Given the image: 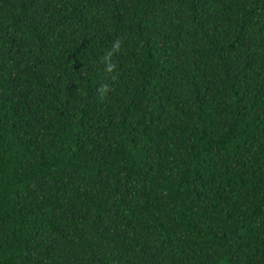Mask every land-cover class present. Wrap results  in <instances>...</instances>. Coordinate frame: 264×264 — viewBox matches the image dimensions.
I'll list each match as a JSON object with an SVG mask.
<instances>
[{
    "label": "trees",
    "instance_id": "16d2710c",
    "mask_svg": "<svg viewBox=\"0 0 264 264\" xmlns=\"http://www.w3.org/2000/svg\"><path fill=\"white\" fill-rule=\"evenodd\" d=\"M0 264H264V0H0Z\"/></svg>",
    "mask_w": 264,
    "mask_h": 264
}]
</instances>
